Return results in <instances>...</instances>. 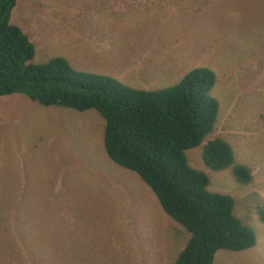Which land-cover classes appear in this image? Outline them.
<instances>
[{
	"label": "rangeland",
	"instance_id": "1",
	"mask_svg": "<svg viewBox=\"0 0 264 264\" xmlns=\"http://www.w3.org/2000/svg\"><path fill=\"white\" fill-rule=\"evenodd\" d=\"M11 23L35 44L32 62L64 56L134 87L215 70L212 136L232 144L254 179L209 169L201 146L188 155L209 172L211 190L234 197L258 242L219 250L214 264H264V0H18ZM104 126L95 109L0 95V264H175L189 232L136 172L109 158Z\"/></svg>",
	"mask_w": 264,
	"mask_h": 264
},
{
	"label": "trees",
	"instance_id": "2",
	"mask_svg": "<svg viewBox=\"0 0 264 264\" xmlns=\"http://www.w3.org/2000/svg\"><path fill=\"white\" fill-rule=\"evenodd\" d=\"M17 1L0 0V95L22 93L44 106L97 110L105 119L109 158L136 172L189 232L175 264H214L219 250L255 247L257 233L235 213L234 197L211 190L209 172L194 167L188 155L201 146L209 169L231 167L245 185L254 179L250 166L236 162L232 144L212 136L221 112L216 71L194 67L172 86L147 89L80 70L64 56L34 63L35 44L11 23Z\"/></svg>",
	"mask_w": 264,
	"mask_h": 264
}]
</instances>
